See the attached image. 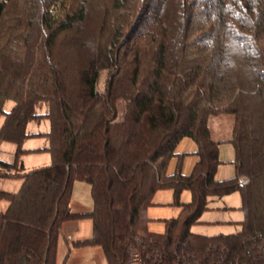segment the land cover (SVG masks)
I'll return each instance as SVG.
<instances>
[{"label": "trees", "instance_id": "obj_1", "mask_svg": "<svg viewBox=\"0 0 264 264\" xmlns=\"http://www.w3.org/2000/svg\"><path fill=\"white\" fill-rule=\"evenodd\" d=\"M11 1L0 0V141L16 144L19 163L27 123L47 116L51 162L3 172L22 183L0 190L8 200L0 211V264H58L62 223L85 214L93 221L88 241L102 246L108 264L133 256L140 264H264V0H106L103 32L88 53L84 25L94 0H26L27 25L37 28L25 34L20 22L3 30ZM68 35L76 53H56ZM63 71L78 79L74 95ZM7 99L14 102L8 111ZM43 102L47 110L38 112ZM224 113L233 117L235 174L216 179L219 141L208 119ZM183 136L196 142L197 160L190 174L179 164L169 174ZM14 161L0 158V166ZM75 180L91 184V211L71 210ZM160 187L174 189L180 213L154 232L146 209ZM183 188L190 201H179ZM234 190L243 212L237 231H191L210 197Z\"/></svg>", "mask_w": 264, "mask_h": 264}, {"label": "rangeland", "instance_id": "obj_2", "mask_svg": "<svg viewBox=\"0 0 264 264\" xmlns=\"http://www.w3.org/2000/svg\"><path fill=\"white\" fill-rule=\"evenodd\" d=\"M26 0H12L9 3L8 13L3 20L4 32L8 26L17 25L20 22L19 28L25 31H20L25 34L33 32L35 28L28 26L29 19L24 13ZM133 0H131L132 3ZM106 0H94L89 9V18L84 25V35L86 43H84L85 52L94 45L95 36H100L103 32V22L101 21L102 11ZM17 20H13V19ZM2 22V23H3ZM30 36H35L30 34ZM62 37V36H61ZM60 37V40H61ZM64 42L56 48V53L62 54L67 51L72 55L76 53L77 48H72L68 44L70 41L69 35L63 38ZM84 52V51H82ZM152 51L148 46L147 60L151 58ZM147 63V61H146ZM147 70L151 63L144 64ZM108 70L103 68L99 71L96 81L97 91H103L105 88ZM62 78L67 86L68 94L74 95L78 89V79L67 72H62ZM14 105L12 99L5 100L3 109L8 111ZM118 110V119H121L125 110V101L119 98L116 101ZM38 112L47 110L46 103L37 105ZM4 114L0 113V127L3 123ZM233 123L231 114L211 115L208 119V125L212 136L219 141V159L214 177L216 179H225L234 176V147L229 141ZM50 128L49 118L42 116L38 119H31L27 123V131L30 133L24 142L23 147L27 148L20 155L19 163H22L25 170L37 166L47 165L51 162V155L48 146V139L43 132ZM196 142L190 136L181 137L175 145L176 154L171 156L167 163V173H173L177 165H180L181 172L184 175L191 173L195 161L197 160ZM16 144L12 141H0V158L6 161H14ZM19 163L14 161L12 167L0 166V190L17 191L22 183V178L16 175H4L3 172L11 171L19 172ZM191 199V192L187 188H183L179 193V201L187 202ZM93 198L91 194V184L84 180H76L72 186L70 199L71 210L75 213H86L93 209ZM8 206V200L5 197H0V211L5 210ZM241 196L239 191L234 190L222 196H213L209 198L208 207L202 212L198 221L190 227L191 231L205 234L215 235L219 233L235 232L240 228L239 221L243 218V212L240 208ZM180 213V206L175 203V192L172 187H160L154 195L152 203L147 207L146 214L149 217L147 228L154 232H163L165 230L164 219L177 217ZM93 232V221L89 215H81L73 219H68L62 223L61 230L58 234L56 244V262L58 264H108L107 258L101 245L89 242Z\"/></svg>", "mask_w": 264, "mask_h": 264}, {"label": "built area", "instance_id": "obj_3", "mask_svg": "<svg viewBox=\"0 0 264 264\" xmlns=\"http://www.w3.org/2000/svg\"><path fill=\"white\" fill-rule=\"evenodd\" d=\"M240 181L244 182L245 180L241 179ZM129 264H140L139 263V259L136 256H133V257L130 258Z\"/></svg>", "mask_w": 264, "mask_h": 264}, {"label": "crops", "instance_id": "obj_4", "mask_svg": "<svg viewBox=\"0 0 264 264\" xmlns=\"http://www.w3.org/2000/svg\"><path fill=\"white\" fill-rule=\"evenodd\" d=\"M214 139H216L214 136H213ZM217 140V139H216ZM24 148V147H23ZM27 150V148H25ZM76 181V180H75ZM74 183V182H73Z\"/></svg>", "mask_w": 264, "mask_h": 264}]
</instances>
